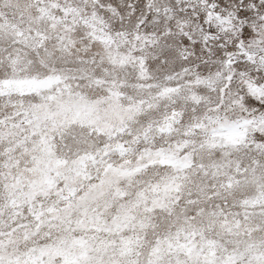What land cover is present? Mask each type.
Instances as JSON below:
<instances>
[{"label":"snow or ice","instance_id":"obj_1","mask_svg":"<svg viewBox=\"0 0 264 264\" xmlns=\"http://www.w3.org/2000/svg\"><path fill=\"white\" fill-rule=\"evenodd\" d=\"M0 264H264V0H0Z\"/></svg>","mask_w":264,"mask_h":264}]
</instances>
